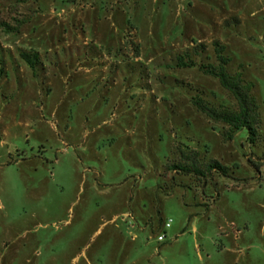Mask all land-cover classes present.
Returning <instances> with one entry per match:
<instances>
[{
    "label": "rangeland",
    "instance_id": "1",
    "mask_svg": "<svg viewBox=\"0 0 264 264\" xmlns=\"http://www.w3.org/2000/svg\"><path fill=\"white\" fill-rule=\"evenodd\" d=\"M0 68V264H264V0H0Z\"/></svg>",
    "mask_w": 264,
    "mask_h": 264
},
{
    "label": "trees",
    "instance_id": "2",
    "mask_svg": "<svg viewBox=\"0 0 264 264\" xmlns=\"http://www.w3.org/2000/svg\"><path fill=\"white\" fill-rule=\"evenodd\" d=\"M215 45L217 46L215 48L216 63H201L198 67L204 74L216 78L219 84L233 96L236 102V108L228 109L226 107H214L203 100L200 95L193 96L191 101L195 108L204 113L208 118L226 124L225 130L222 132V137L224 139H230L236 131L242 128H246L249 135L255 137L259 119L255 98L250 93L252 83L245 81L240 72L230 73L227 70L226 65L229 58L223 54V46L218 44ZM198 47L201 48L197 49L195 46L192 48L195 54H198L202 50L203 45L199 44ZM20 56L34 73V68L38 60L37 53L21 52ZM175 65L176 67H192L195 66L196 63L189 58L188 53L184 52V54L177 56ZM2 72L0 68V75ZM207 167L209 169L218 168L222 172L225 170L224 166L220 165L215 160L210 161ZM169 168L181 169L186 172L192 170L197 174L203 175L202 171L194 167L190 170V168L182 164L175 163L169 166Z\"/></svg>",
    "mask_w": 264,
    "mask_h": 264
},
{
    "label": "built area",
    "instance_id": "3",
    "mask_svg": "<svg viewBox=\"0 0 264 264\" xmlns=\"http://www.w3.org/2000/svg\"><path fill=\"white\" fill-rule=\"evenodd\" d=\"M164 226L165 227H169V220L164 223ZM163 239H164V235L163 234H158L157 235V240L162 241Z\"/></svg>",
    "mask_w": 264,
    "mask_h": 264
}]
</instances>
